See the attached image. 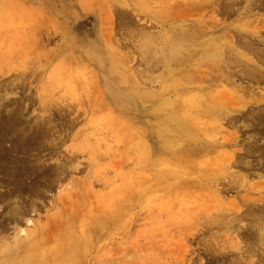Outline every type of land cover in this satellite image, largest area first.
Segmentation results:
<instances>
[{
	"label": "rangeland",
	"instance_id": "rangeland-1",
	"mask_svg": "<svg viewBox=\"0 0 264 264\" xmlns=\"http://www.w3.org/2000/svg\"><path fill=\"white\" fill-rule=\"evenodd\" d=\"M178 1L0 0V115L18 121L0 148L32 155L27 172L14 164L24 185L16 204H34L17 226L32 254L24 264H262L264 227L255 217L264 207V78L209 62L201 66L207 81L166 102L158 96L167 64L156 48L171 30L163 18L180 14L190 21L173 30L200 27L209 49L223 38V50L247 55L231 42L247 36L264 50V5ZM197 98L203 104L190 119L187 101ZM210 106L227 112L199 111ZM12 179L0 175V191ZM15 225L0 227L1 235L12 237Z\"/></svg>",
	"mask_w": 264,
	"mask_h": 264
},
{
	"label": "bare ground",
	"instance_id": "bare-ground-1",
	"mask_svg": "<svg viewBox=\"0 0 264 264\" xmlns=\"http://www.w3.org/2000/svg\"><path fill=\"white\" fill-rule=\"evenodd\" d=\"M151 1V0H149ZM203 3L205 0H202ZM202 1H193L192 3L195 2L199 3ZM234 1V0H233ZM166 2V1H165ZM177 6L179 4L180 1L177 0ZM206 2V1H205ZM235 2V1H234ZM233 2V3H234ZM238 2V0H237ZM249 2V1H248ZM256 2V1H255ZM225 3V2H224ZM230 3V2H228ZM257 3V2H256ZM184 4V3H183ZM190 4V3H189ZM220 4V3H219ZM226 4V3H225ZM224 4V6H225ZM231 4V3H230ZM153 5V4H152ZM188 5V4H187ZM223 5V4H222ZM229 5V4H228ZM227 5V6H228ZM233 5V4H232ZM261 5H264V0H262ZM175 6V5H174ZM181 6V5H179ZM211 6V5H210ZM220 6V5H219ZM230 6V5H229ZM204 7V6H203ZM260 7V6H259ZM198 8V7H197ZM214 8V7H213ZM228 8V7H227ZM231 8V6H230ZM185 8H183L182 10H184ZM191 9V8H190ZM199 9V8H198ZM226 9V8H225ZM181 10V9H180ZM193 10V9H192ZM205 10V7H204ZM217 10V9H216ZM222 10V8L220 9ZM228 10V9H227ZM231 10V9H230ZM173 11V9L171 10ZM179 11V10H177ZM175 12V8H174V13L176 15V13L179 12ZM219 11V10H218ZM138 12L142 13L143 16H146L148 18V20H150L152 22V20L155 21H159V12L155 11V14L150 12V11H146L143 7L142 9H138ZM154 12V11H153ZM187 12L185 11H182ZM198 12V10H197ZM204 12V11H203ZM207 12V11H206ZM225 12V11H224ZM223 14L225 15V12ZM173 13V12H172ZM222 13V12H221ZM231 13V12H230ZM244 13V12H243ZM190 14V13H189ZM222 14V15H223ZM180 15V14H179ZM178 15V17L173 18L174 21L169 23L166 19H164L163 17V23L165 24H170L171 30L169 33H167L166 35H164L161 38V42L163 43L162 46H159L157 49L158 52L162 53L163 55V59L167 64V71H166V75H165V81H166V86L162 89L163 92H161V94L158 96L159 99L160 97H164L165 99H163L166 102H172V101H177L179 94H177V92L180 91V89H183L184 86H188L190 88V86L192 84H195L196 82H198L199 80H206L203 79L204 77L201 76L203 75L204 72L201 69L202 65H207L209 62H215L216 64H218V70H228V69H235V70H239V73H244L245 74H249L248 76H251L255 82H259L260 79L263 80L264 78V50L261 47H257L255 48L253 46L252 43L250 42H246L243 41L247 36H245V38H239L236 40H232L231 42L235 43V42H240L242 44V47L244 48V50L247 52V55H240L241 52H239L237 49L234 48V46H230L225 48L226 50L222 49V43L224 42V39H220L219 40H214L215 43L214 44V49H209L211 47L210 42H208L207 40H202L200 33L198 32L199 30H201V28L199 27L194 28L190 27L188 23H186L185 26H187V28H177L175 30H173V26L175 24V22H177L178 20L186 22V21H190L189 19H185L184 17H180ZM186 15V14H185ZM191 15V14H190ZM229 15V14H228ZM130 16V15H129ZM142 16V15H141ZM174 16V15H173ZM171 18V19H172ZM128 19V18H127ZM147 22V21H146ZM130 23V22H128ZM153 23V22H152ZM211 23V22H209ZM214 23V22H213ZM212 23V24H213ZM252 23V22H251ZM162 24V23H161ZM164 24V25H165ZM221 24V23H220ZM131 25V24H130ZM154 25V24H152ZM198 25H200L198 23ZM192 26V25H191ZM201 26V25H200ZM217 26V24H216ZM163 27V26H162ZM161 27V28H162ZM165 27V26H164ZM196 27V26H195ZM163 29V28H162ZM243 30H248L246 28H242ZM228 30V29H225ZM207 31V29H206ZM233 32V31H232ZM138 33V32H137ZM136 33V34H137ZM263 33V32H262ZM141 34V33H140ZM208 34V33H207ZM215 34V32H214ZM229 34V33H227ZM144 35V34H143ZM231 37V36H230ZM157 39V37H156ZM243 39V40H242ZM223 40V41H222ZM150 41L152 42V39L150 38ZM156 41V40H155ZM150 45V44H149ZM151 47V46H149ZM193 48V49H191ZM194 48H198L197 50H195ZM150 49V48H149ZM236 50V51H234ZM225 51V52H224ZM210 54L209 56L207 54ZM229 54V55H228ZM249 54L254 55V57H249ZM225 56V60H218L222 57ZM151 57V56H149ZM93 58V57H92ZM93 60L99 65V67L101 69L105 68L106 63L105 61H103L104 59L102 58V56L100 58H98L97 56L93 58ZM151 60V59H150ZM223 62V65L221 66L220 63ZM210 65V64H209ZM163 66V65H162ZM209 67V66H208ZM211 68V66H210ZM239 68V69H238ZM186 70H195L197 72V75L192 76V77H188V78H181L179 77V75L182 72H185ZM210 71V70H209ZM208 71V73H209ZM214 71V70H213ZM231 72V71H230ZM236 71H234L233 73H235ZM165 73V72H164ZM211 73V72H210ZM209 73V74H210ZM105 74V71H104ZM193 74V73H192ZM205 75V74H204ZM108 76V75H106ZM200 76V77H199ZM216 76V75H215ZM232 76V74L230 75ZM221 77V75H220ZM219 77V78H220ZM214 79V78H213ZM211 78V80H213ZM154 80V79H153ZM156 82V79L154 80ZM207 81V80H206ZM169 82H172L171 85ZM210 82V81H209ZM157 83V82H156ZM157 85V84H156ZM259 86V85H258ZM257 86V87H258ZM194 87V86H192ZM225 91V90H223ZM222 91V92H223ZM172 94H175L176 97H171ZM222 94V93H220ZM228 94V92H227ZM224 96H227L223 93ZM261 98L257 101V102H261L262 100H264V94H261ZM234 96V95H233ZM248 96V95H247ZM212 97V96H211ZM204 98V97H203ZM217 98V97H216ZM215 98V99H216ZM229 98V96H228ZM202 99V98H201ZM204 99H202L203 102ZM232 101V100H231ZM188 104L187 106L191 107V114L189 116L194 118L196 117V108L198 106L199 102L198 98L197 99H191L187 101ZM235 102V101H234ZM151 103V102H150ZM165 103V102H164ZM203 104V103H202ZM217 104V103H216ZM224 104V103H223ZM222 104V105H223ZM236 104V102H235ZM178 105V104H177ZM234 105V104H231ZM6 107V106H5ZM175 106H173L174 108ZM180 107V106H179ZM193 107H196L195 109ZM172 108V107H171ZM169 109V108H168ZM193 109L195 111H193ZM186 110V108H185ZM190 111V110H189ZM200 112L203 113V115L205 116H211V117H215L216 113H226L227 111L225 109H215L213 106L207 107L205 110H200ZM4 112V111H3ZM15 112V111H14ZM187 112V111H186ZM2 113V111L0 110V114ZM174 113V112H173ZM189 113V112H188ZM192 113L194 115H192ZM175 115H177V117H183L184 116V112L182 110H176ZM261 116L264 115L262 113H258ZM200 115V113H199ZM244 116V115H243ZM185 117V116H184ZM245 117V116H244ZM176 118V117H175ZM225 118V116L223 117ZM191 119V118H190ZM212 119V118H211ZM178 120V119H177ZM180 120V119H179ZM17 120L15 119V116H13L11 113L8 114L7 116L5 115H0V143L4 142L6 137H8L7 132H11L13 131V129H16V125H17ZM181 122V121H180ZM194 123V122H193ZM190 124V123H189ZM192 124V123H191ZM190 124V125H191ZM227 124V123H225ZM18 127H23V124L20 123L18 124ZM218 127V126H217ZM25 128H28L27 126H25ZM53 128V127H52ZM178 128L180 130H183L185 132H187L188 128L185 125H182V123H180L178 125ZM241 128V127H240ZM173 129V128H172ZM24 130V129H23ZM150 130V129H149ZM16 131V130H15ZM144 131V130H143ZM145 133V132H144ZM7 135V136H6ZM34 135V134H33ZM141 135V134H140ZM10 137V136H9ZM12 137V136H11ZM240 137V136H239ZM13 138V137H12ZM227 138V137H226ZM232 138V137H231ZM14 139V138H13ZM12 139V142H13ZM7 140V139H6ZM11 140L10 138H8V141ZM15 140V139H14ZM143 140V139H142ZM7 141V142H8ZM25 143H28L30 140L25 139L24 140ZM35 141V140H34ZM145 141V140H144ZM196 141V140H194ZM11 142V143H12ZM15 142V141H14ZM218 142V141H216ZM6 143V142H5ZM164 143V142H163ZM189 143V142H188ZM14 144V143H13ZM143 144V142L141 143ZM12 145V144H11ZM146 145V144H145ZM144 145V146H145ZM13 146V145H12ZM28 147V146H27ZM26 147V148H27ZM142 147V146H141ZM199 147V146H198ZM197 147V148H198ZM5 148V147H4ZM25 148V147H24ZM29 148V147H28ZM143 149V148H142ZM146 149V147L144 148ZM143 149V150H144ZM142 150V152H143ZM215 150V149H214ZM23 151V150H22ZM33 151V150H31ZM146 151V150H145ZM144 151V153H145ZM149 151V149L147 150ZM14 152V151H12ZM28 152V151H26ZM250 152V151H249ZM248 152V153H249ZM264 152V151H263ZM10 153V152H9ZM25 152H23L24 155ZM32 154V153H31ZM21 155V154H20ZM23 155H21V158L19 157V154H7V151H5L2 147L0 148V175H2L3 177L11 174V177L13 178L12 181L8 184L9 186H13L12 189H7L5 191H0V217L3 218V220H1L2 222H0V227H2L3 229H5L6 227H8L10 224H16L15 226V231H14V235L12 237H3L1 234L3 232H0V264H11L12 263H16V264H24V262L32 255L31 251H27L26 250V246L29 243V240L26 239V235L23 236V232L24 229L18 228V223L20 222V220L22 219V217L28 213L30 210H33L34 204L33 203H28V202H23L22 205H17L16 203H18L19 201H16L17 198H19L20 192L23 191L24 189V185H21L22 180H19L17 177V170L14 169L16 167V165L14 164H18L17 166H20L22 168L25 169L26 171V165L29 164V161L31 158L29 153H25L26 157L23 158ZM144 156V155H143ZM148 156V155H147ZM228 157V156H227ZM26 160L25 162H23V160ZM225 161V160H224ZM235 162V161H234ZM245 162V161H244ZM248 163V162H247ZM26 164V165H24ZM32 164V163H31ZM60 167V166H59ZM37 171V170H36ZM27 172V171H26ZM32 172V171H31ZM30 172V174H31ZM25 175V174H24ZM29 175V172H28ZM24 177V176H23ZM240 178V177H239ZM23 179V178H22ZM242 179V178H241ZM240 180V179H239ZM232 182V181H231ZM235 182V179H234ZM238 182V180H237ZM0 183H2V185L6 182L1 181ZM224 187V186H223ZM15 199V200H14ZM23 200V198H22ZM26 200V199H25ZM236 204V203H235ZM237 205V204H236ZM238 207V206H237ZM260 207V206H259ZM262 207V206H261ZM259 210V209H258ZM236 212V211H235ZM255 211H252L251 213H253ZM257 212V211H256ZM251 213H249L251 215ZM234 214V213H233ZM253 215V214H252ZM57 217V216H56ZM250 217V216H249ZM224 218V217H223ZM242 218V216L240 217ZM247 218V217H245ZM256 220H257V224L259 225L260 228L264 227V207H262L260 209V213L259 215H256ZM56 219V218H55ZM234 220V219H233ZM242 220H244L242 218ZM240 221V220H239ZM225 222V221H224ZM55 224V223H54ZM221 224V223H220ZM7 225V226H5ZM219 225V223H218ZM252 228V227H251ZM53 229V228H52ZM51 230V229H50ZM49 230V231H50ZM55 231V230H54ZM240 232V231H239ZM232 233V232H231ZM31 235H33L31 233ZM249 235V234H248ZM262 237V242H264V234L261 236ZM250 239V238H248ZM231 240V239H230ZM252 240V239H251ZM256 242H253V245L255 246ZM248 245V244H247ZM244 247V246H243ZM252 247V246H251ZM250 247V248H251ZM248 248V247H247ZM264 248V247H263ZM249 250V249H248ZM250 250H253L252 248ZM263 250V249H262ZM244 252V251H243ZM246 252V251H245ZM244 252V253H245ZM254 252H256L254 250ZM252 251V253H254ZM251 253V252H250ZM231 254V253H230ZM226 255V253H225ZM255 255V254H252ZM237 257V256H236ZM246 257V256H245ZM259 259H257V261L259 263L264 264V257H260V255H258ZM33 259V258H32ZM238 259V258H237ZM240 259V258H239ZM183 261V259H181ZM233 260V259H232ZM213 261V260H212ZM237 261V260H236ZM180 262V260H179ZM212 263V262H211ZM236 263V262H235ZM179 264H183L179 263ZM245 264V263H244ZM257 264V263H256Z\"/></svg>",
	"mask_w": 264,
	"mask_h": 264
}]
</instances>
